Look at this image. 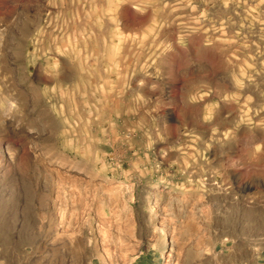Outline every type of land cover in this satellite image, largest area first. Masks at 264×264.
Returning <instances> with one entry per match:
<instances>
[{
	"label": "rangeland",
	"instance_id": "obj_1",
	"mask_svg": "<svg viewBox=\"0 0 264 264\" xmlns=\"http://www.w3.org/2000/svg\"><path fill=\"white\" fill-rule=\"evenodd\" d=\"M0 264H264V0H0Z\"/></svg>",
	"mask_w": 264,
	"mask_h": 264
}]
</instances>
